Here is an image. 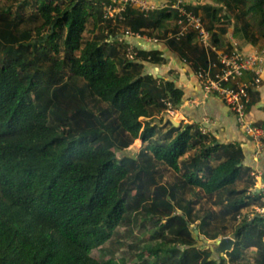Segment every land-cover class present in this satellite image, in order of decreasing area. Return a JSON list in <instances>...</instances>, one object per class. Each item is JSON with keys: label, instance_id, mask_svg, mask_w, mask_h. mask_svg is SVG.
<instances>
[{"label": "trees", "instance_id": "obj_1", "mask_svg": "<svg viewBox=\"0 0 264 264\" xmlns=\"http://www.w3.org/2000/svg\"><path fill=\"white\" fill-rule=\"evenodd\" d=\"M30 5L36 11L26 18ZM256 5L264 9V0ZM17 9H0V264H112L93 252L140 221L158 229L161 241L147 246L162 257L155 264H235L251 248L264 264L260 216L235 227L231 251L204 249V238L227 232L213 221H236L259 197L249 194L253 169L240 144L168 118L166 104L177 109L185 93L147 68L166 64L162 53L141 50L140 61H129L94 0H22ZM171 16L129 9L125 25L157 33L194 71L207 67L194 33L165 40L177 32ZM28 21L39 24L22 27ZM160 165L178 174L175 182L159 184ZM192 189L215 208L200 216L195 200L179 199Z\"/></svg>", "mask_w": 264, "mask_h": 264}, {"label": "built area", "instance_id": "obj_2", "mask_svg": "<svg viewBox=\"0 0 264 264\" xmlns=\"http://www.w3.org/2000/svg\"><path fill=\"white\" fill-rule=\"evenodd\" d=\"M199 0H163L154 3L152 0H94L95 6L101 9L105 21L117 27L119 40L126 49L129 61H140V51H149L164 42L156 34H149L142 29L134 32L125 25L129 9L138 10L148 15L154 11H165L172 14V22L177 32H170L169 38L180 39L194 33L200 47L206 50L208 65L196 71V77L206 95H216L234 114L238 127L257 145V151L264 150V125H257L248 120V108L251 103V92L261 87L264 82V47L247 52L237 45L226 46L217 51L213 36L203 21L201 14L194 12ZM224 22V19H221ZM137 43L140 45H137ZM167 113L177 118V111L168 102ZM200 132L212 136L210 129L201 126ZM258 184L250 189L251 196L257 195L262 206H256L259 216H264V179L259 171L254 173ZM258 189V190H256Z\"/></svg>", "mask_w": 264, "mask_h": 264}, {"label": "crops", "instance_id": "obj_3", "mask_svg": "<svg viewBox=\"0 0 264 264\" xmlns=\"http://www.w3.org/2000/svg\"><path fill=\"white\" fill-rule=\"evenodd\" d=\"M152 1L158 3L163 0ZM197 3L199 5L195 8H198L206 28L211 31L217 51L230 45H237L247 52L264 47V18L261 19L259 12L252 11L250 1L249 9L245 8L248 3L246 0H199ZM222 18L224 22H221ZM156 49L167 63L149 64L147 68L158 78L175 81L176 86L184 91L183 102L176 109L181 125L195 124L198 128L204 126L220 142L240 144L247 165L253 169L251 175L255 186V172L259 171L264 179V150L257 151L256 143L238 127L234 114L216 95L205 94L190 62L181 59L165 43L157 45ZM248 120L264 125V82L260 88L251 92ZM250 254L255 255L256 249L251 248Z\"/></svg>", "mask_w": 264, "mask_h": 264}, {"label": "rangeland", "instance_id": "obj_4", "mask_svg": "<svg viewBox=\"0 0 264 264\" xmlns=\"http://www.w3.org/2000/svg\"><path fill=\"white\" fill-rule=\"evenodd\" d=\"M22 0H2L0 2V9L5 8V7H10L12 6L13 8V15H16L18 12V4ZM248 3L245 5L246 9H249V1L251 2L253 8L252 11L254 12H259L261 15V19L264 18V10L263 8H259V6L256 5L257 0H246ZM248 5V6H247ZM259 10V11H257ZM36 9L34 6H28L25 9V12H22L26 18H28L33 12H35ZM256 14V13H255ZM39 23L37 21H28L25 25L22 27L24 28H29V29H34L36 25ZM92 22H88L86 24V29L83 32V38L89 39L93 37V33H91L92 30ZM123 53L126 54V49H122ZM126 57V56H125ZM172 116L169 115V119ZM179 118V117H178ZM156 119H160V116H158ZM139 144L133 143L131 147L128 149L130 151L131 155L135 156L137 155L140 150L142 149V142L139 140ZM135 148V150H134ZM116 153L119 156H122L123 154H126L127 151H121V150H115ZM194 152H191L189 154H193ZM159 169L162 172V175L158 177V182L159 184H168V183H173L176 181V178L178 177V174L173 173L170 169H167L166 167L160 165ZM256 178V177H255ZM256 184H258V180H256ZM185 194L180 195L179 199H182L183 201H186L185 199L188 200H195L196 205H195V212L201 214L205 212L206 210L210 208H215L214 205L212 204V201L206 199L203 193L199 191L198 189H192L189 191H184ZM259 205H253V208H247L243 209L241 213L237 216L236 221H232V218L229 217L225 221L222 219H218L212 222L213 228L218 227V229L222 226L227 227V232L225 236L220 237L217 240H209L205 239L204 242V249L210 248L212 250V246L216 245L217 241L225 238V237H230L233 238L232 231L235 229L236 226L240 224L244 219H252L256 217L258 214L256 212V209H254L256 206H262L261 200L259 199ZM218 211V209L216 208ZM198 223V222H197ZM197 223L193 222L192 223V228L196 229ZM156 230L157 227L153 226L151 222H145V221H140L136 226H126V227H120L118 231L112 236L111 240L107 242L103 247L95 250L93 252V256L99 260V261H106V262H112V264H155L158 261L161 260V256L155 257L152 256L148 251H147V246L148 245H154L156 243H159L161 239L156 238ZM200 232L198 230V233L196 236H199ZM170 237V236H169ZM201 245V244H200ZM255 257L256 255H251L249 250H246L244 252L243 258L235 263V264H255Z\"/></svg>", "mask_w": 264, "mask_h": 264}, {"label": "water", "instance_id": "obj_5", "mask_svg": "<svg viewBox=\"0 0 264 264\" xmlns=\"http://www.w3.org/2000/svg\"><path fill=\"white\" fill-rule=\"evenodd\" d=\"M180 89V88H179ZM171 122L174 126L179 127L181 125L180 119L171 117ZM135 150V148H134ZM198 233V230H195V234ZM236 241L234 238L225 237L219 241H217L216 245L212 246V251L215 255H222L228 251H231L235 245Z\"/></svg>", "mask_w": 264, "mask_h": 264}, {"label": "bare ground", "instance_id": "obj_6", "mask_svg": "<svg viewBox=\"0 0 264 264\" xmlns=\"http://www.w3.org/2000/svg\"><path fill=\"white\" fill-rule=\"evenodd\" d=\"M181 118V117H180ZM137 144H139V143H137Z\"/></svg>", "mask_w": 264, "mask_h": 264}]
</instances>
